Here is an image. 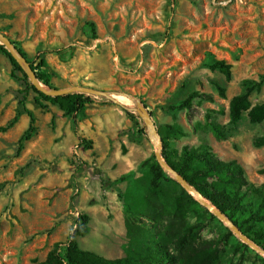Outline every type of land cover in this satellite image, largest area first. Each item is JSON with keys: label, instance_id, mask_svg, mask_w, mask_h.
Wrapping results in <instances>:
<instances>
[{"label": "rangeland", "instance_id": "obj_1", "mask_svg": "<svg viewBox=\"0 0 264 264\" xmlns=\"http://www.w3.org/2000/svg\"><path fill=\"white\" fill-rule=\"evenodd\" d=\"M0 31L30 58L45 57L57 89L87 85L127 106L141 103L157 126L182 128L170 147L207 144L219 158L240 163L249 181L264 182V145H253L264 134V120L252 123L245 113L231 123L228 117L229 100L244 79L261 81L250 103L264 101V0H0ZM214 59L231 64L230 80L209 67ZM15 76L0 52V264L44 260L55 243L66 242L80 213L89 215V232L77 239L81 249L118 258L147 242L153 248L149 237L161 221L152 215L169 198L154 210L140 202L157 161L138 118L92 95L74 125L57 106L37 105L29 79ZM193 91L199 96L191 106L178 107ZM23 96L36 131L17 152L29 120L19 104ZM210 122L222 126L225 139L215 138ZM163 186L169 192V183ZM126 202L145 236L127 235ZM212 215L187 216L204 222L201 240L229 229ZM242 242L233 232L224 239L219 264H258L263 255Z\"/></svg>", "mask_w": 264, "mask_h": 264}, {"label": "trees", "instance_id": "obj_2", "mask_svg": "<svg viewBox=\"0 0 264 264\" xmlns=\"http://www.w3.org/2000/svg\"><path fill=\"white\" fill-rule=\"evenodd\" d=\"M20 55L25 58L34 70L37 78L50 88L57 89L51 81L52 75L47 69L44 56L30 58L27 52L18 42L12 41ZM0 52L5 54L11 65L12 75L15 71L21 73L22 79L27 80L25 70L10 56L6 47L0 42ZM209 67L220 71L227 80L231 79V64L224 59H214ZM16 77V76H15ZM26 84L36 93L34 101L44 107L43 102L58 106L65 115L71 116L73 124L85 114L86 104L92 95L84 92H69L59 95H48L37 90L32 84ZM261 81L244 79L241 83L242 91L232 96L228 103V117L231 123L238 122L246 113L250 122L259 123L264 120V101L251 104L249 95L252 90L260 88ZM223 95L224 89L218 86ZM199 96L196 91L191 92L178 107H190L192 100ZM104 98L103 96H100ZM25 96L19 101L23 111L28 116V126L18 140L17 152L22 147L24 140L30 139L35 131V116L28 109L24 101ZM128 116L137 117L142 126L140 132L145 134L146 127L138 115L125 110ZM16 117L8 123L6 129L14 124ZM209 126L218 140L225 139L222 126L210 122ZM161 139V154L169 166L179 173L191 186L197 189L204 198L217 207L227 218L233 222L239 230L264 250V182L256 184L246 178L244 169L234 159L223 160L211 151L207 144L183 145L180 149L170 147V142L182 136V128L175 122L157 126ZM85 142L84 138H80ZM255 147L264 145V134L254 141ZM151 179L148 192L140 198L147 208L154 210L161 198H169V204L161 206L160 210L153 214L161 221V230L149 238L155 243L150 248L147 243L137 249H130L125 256L118 258H106L94 251L81 249L78 245V237L89 232V215L80 213L75 221L66 242L55 243L48 252L46 258L36 264H158L161 260L169 259L173 264H219L222 241L232 235L231 230L219 234L213 239H200V232L204 222L199 220L190 222L189 214L208 217L213 215L203 207L193 195L188 193L175 179L157 162L150 167ZM124 177L119 178V180ZM163 181L169 183V192L163 186ZM102 188H105L106 177L101 175ZM136 213L131 205L125 203L126 233L131 239L145 236V229L135 222L133 215ZM147 232V231H146ZM149 240V239H148ZM244 247L247 244L241 243ZM61 246V247H60ZM170 248V250H169ZM258 264H264V257L258 255Z\"/></svg>", "mask_w": 264, "mask_h": 264}, {"label": "water", "instance_id": "obj_3", "mask_svg": "<svg viewBox=\"0 0 264 264\" xmlns=\"http://www.w3.org/2000/svg\"><path fill=\"white\" fill-rule=\"evenodd\" d=\"M0 42L6 47L10 56L25 70L27 78L30 83L39 91L46 93L48 95H59L65 94L69 92H84L94 96H104L109 98L115 104L119 105L125 110H133L137 113V115L142 120L144 126L147 130V136L150 141L153 143L154 139L158 138V143L154 142L155 145V159L160 165V167L167 171L188 193L193 195L195 199L205 208H207L212 214H214L218 219H220L241 241L245 244L249 245L257 252L264 256V250L255 244L251 239H249L246 235H244L239 228L231 222L225 214H223L217 207L211 204L206 198L202 196V194L191 186L179 173H177L171 166L167 164L164 157L161 154L162 144L161 139L158 134L157 125L152 118L150 111L141 103H137L136 107H130L122 103L116 96L112 95L110 92L87 86V85H72L70 87H64L61 89H53L43 84L36 76L34 70L30 67L28 61L23 58L18 52L16 46L12 42V40L2 31H0Z\"/></svg>", "mask_w": 264, "mask_h": 264}, {"label": "bare ground", "instance_id": "obj_4", "mask_svg": "<svg viewBox=\"0 0 264 264\" xmlns=\"http://www.w3.org/2000/svg\"><path fill=\"white\" fill-rule=\"evenodd\" d=\"M120 97H121V96H120ZM154 142H155V143H158V138H157V137L154 139Z\"/></svg>", "mask_w": 264, "mask_h": 264}, {"label": "crops", "instance_id": "obj_5", "mask_svg": "<svg viewBox=\"0 0 264 264\" xmlns=\"http://www.w3.org/2000/svg\"><path fill=\"white\" fill-rule=\"evenodd\" d=\"M56 106V105H55ZM58 107V106H57ZM62 111V110H61ZM63 112V111H62Z\"/></svg>", "mask_w": 264, "mask_h": 264}]
</instances>
